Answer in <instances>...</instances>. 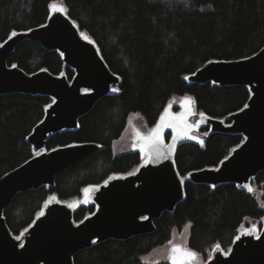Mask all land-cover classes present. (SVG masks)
<instances>
[{
  "label": "trees",
  "instance_id": "obj_1",
  "mask_svg": "<svg viewBox=\"0 0 264 264\" xmlns=\"http://www.w3.org/2000/svg\"><path fill=\"white\" fill-rule=\"evenodd\" d=\"M57 2L95 41L121 84L115 95L103 98L80 119L78 129L49 138L47 151L86 143L103 149L59 174L54 186L19 194L4 213L15 236L34 222L51 197L61 202L80 199L85 188L101 185L113 175H127L142 164L138 149L114 153L131 115L139 114L153 128L174 97L190 96L198 113L230 123L227 118L248 104L249 89L191 84L187 78L210 61L247 59L264 48V0H0V45L13 30L27 32L45 25L50 6ZM8 62L28 74L46 69L60 75L64 68L60 53L30 40L21 42ZM67 75L70 80L75 76L70 68ZM52 102L41 95L0 96V179L34 157L27 139ZM203 132L208 133L204 141L199 138L177 151L186 199L174 212L155 220L157 230L94 245L76 254L75 264H144L145 255L168 244L174 232L188 225L190 250L205 258L217 244L230 249L249 220L264 219V208L251 192L235 184L214 188L188 180L192 172L219 167L244 142L241 135L211 133L209 127ZM252 184L264 189V171ZM94 212V205L80 206L75 222Z\"/></svg>",
  "mask_w": 264,
  "mask_h": 264
},
{
  "label": "water",
  "instance_id": "obj_2",
  "mask_svg": "<svg viewBox=\"0 0 264 264\" xmlns=\"http://www.w3.org/2000/svg\"><path fill=\"white\" fill-rule=\"evenodd\" d=\"M60 8L64 9L60 5L51 7L45 25L18 32L0 47V96L41 95L53 100L51 107L46 108L44 120L27 139L34 157L0 179V264H75V255L94 245L155 232V220L166 212H174L186 199V180L179 174L176 156L180 146L199 139L195 132L200 128L209 127L211 133L241 135L244 142L219 167L192 172L188 180L214 188L235 184L239 190L251 192L252 180L264 171V48L247 59L210 61L187 78L191 84L249 89L247 107L230 115V123L206 114L200 115L196 123L172 118L175 127L162 132L161 155L157 156L155 146L145 139L138 150L142 158H148L137 172L113 175L107 184L86 188L82 204L95 206L92 216L76 223V206L54 196L18 240L4 217L12 201L21 193L54 186L59 174L103 149L98 144L86 143L45 151L47 141L59 132L78 129L80 119L103 98L115 95L117 92L112 89L121 84V78L111 71L95 41L87 35L89 40H84L77 24L65 9L58 11ZM25 40L60 53L63 72L54 75L43 69L28 74L17 65L10 66L9 57ZM68 68L75 74L72 80L68 78ZM185 125L194 127L182 135L179 129ZM237 237L228 255L221 247L215 248L206 264H264V229L261 234L254 230L252 235L243 233ZM177 264H193L192 258L179 257Z\"/></svg>",
  "mask_w": 264,
  "mask_h": 264
},
{
  "label": "rangeland",
  "instance_id": "obj_3",
  "mask_svg": "<svg viewBox=\"0 0 264 264\" xmlns=\"http://www.w3.org/2000/svg\"><path fill=\"white\" fill-rule=\"evenodd\" d=\"M60 4H61L60 2H57V3H54L52 6H59ZM114 88L118 89L116 86H114ZM189 101H190V103H188ZM200 115L201 114L198 113L196 110V105L194 103V100L190 96H184V97H174L170 101L168 108L166 109V111L164 112V114L162 116L165 117V122H171L172 123V121H173L172 118H175V117L179 118L180 117L182 119H188L192 123H196L199 120ZM161 122L162 121L160 119L159 123H161ZM157 125L153 128H150L147 126V124L145 123V120L143 119L142 116H140L139 114L131 115L129 117L128 125H127V128H126L124 134L122 135L121 139L118 140L114 144L115 155H121L124 153L131 152L135 149H138V146L143 142V140L150 137V134L157 127ZM165 128H168V127H165ZM204 128H206V127H204ZM204 128H202V129L200 128L198 131L195 132V134L198 135L199 138H202L203 141L208 136V133L203 132ZM168 137L169 138L171 137V133L167 134V136H166L167 143H169ZM147 158H148L147 156L145 158H143L142 163H144L145 160H147ZM139 167L136 168L131 173L137 172ZM131 173H129V174H131ZM129 174H127V175H129ZM184 180H185V178H184ZM251 188H252L251 193L255 196L257 201L264 208V189H259L256 186H254L252 183H251ZM53 197H51L48 200V202H50ZM84 198H85V194L83 191V196L80 199H76V200L68 201V202H63V203L74 205L78 209L80 206H85L82 204V201L84 200ZM45 206H46V204H45ZM263 229H264V219L263 220H249L246 224L242 225V227L239 230V234L247 233L248 230H253V231L257 230L259 232V234H261ZM253 231H252V234H253ZM189 238H190V225L186 226L183 229V231H181V232H177V231L174 232L172 239L168 244H166L162 247H159V248L153 250L151 253L145 255L142 258L143 263L144 264L171 263L172 262L171 257L173 255V253H172L173 247H178V248H181L185 251H191L189 246H188ZM215 248L211 252H209V254L206 255L205 258L203 256H201L200 254L196 253L195 257L192 258V263L193 264H206L210 259H212V254H213ZM223 251L226 255H228L231 251V248L228 250L223 249ZM191 252H193V251H191ZM176 256H177V258H179L180 253H176Z\"/></svg>",
  "mask_w": 264,
  "mask_h": 264
},
{
  "label": "snow or ice",
  "instance_id": "obj_4",
  "mask_svg": "<svg viewBox=\"0 0 264 264\" xmlns=\"http://www.w3.org/2000/svg\"><path fill=\"white\" fill-rule=\"evenodd\" d=\"M50 7H53V6H50ZM58 11L63 12L64 9H63V8H60V9H58ZM17 35H18V33H17L15 30L11 31V33H10L9 36H8V40H12V39H13L14 37H16ZM80 35H81V37H82L84 40H89V38H88L84 33H81ZM7 42H8V41H5V43H7ZM89 42L91 43L92 41H89ZM0 47H3V45H0ZM13 67H16V66L13 65ZM112 91H113V92H117L118 89L113 88ZM188 103H190V101H189ZM48 107H51V105H49ZM245 107H247V105H246ZM201 115H202V114H201ZM161 121H162V122H161L160 124H158L157 127H156V128L153 130V132L150 134V137L147 138V141H148L149 143H151L153 146H155V150H156V155H157V156H159V155L162 154V152H161V148H162V145H163V139H162V132H163V129H164L165 127H169V128H174V127H175V125H174L173 123H171V122H165V117H163V116L161 117ZM192 127H194V126H193V125H185L184 127H182V128L179 129V133L182 134V135H186L187 132H188V130H189L190 128H192ZM138 135H139V134H138ZM190 138H192V139H196V137H190ZM142 139H143V138H142ZM175 140H176V137L174 136V137H173V143H175ZM201 143H202V141H201ZM141 150H143V148H142ZM168 151H171V148H169ZM109 179H112V178L110 177ZM107 183H108V181L106 180V181H105V184H107ZM84 191L87 193V192H88V189H85ZM249 191H251L250 188H249ZM46 204H47V202H46ZM42 214H43V213H40V215H42ZM145 219H147V218L145 217ZM252 231H253V230H248L247 234L251 235V234H252ZM17 239L19 240L20 237L18 236ZM236 239H239V237H236ZM21 246H23V245H21ZM215 247H216L217 249H219V248H220V245L217 244V245H215ZM172 253H173V255H172L171 258H172L173 264H177V256H176V253H180V259H181V260H183V259H185V258H187V259H191V258H194L195 255H196V253H194V252H191V251H185V250H183V249H181V248H178V247H173V248H172Z\"/></svg>",
  "mask_w": 264,
  "mask_h": 264
},
{
  "label": "bare ground",
  "instance_id": "obj_5",
  "mask_svg": "<svg viewBox=\"0 0 264 264\" xmlns=\"http://www.w3.org/2000/svg\"><path fill=\"white\" fill-rule=\"evenodd\" d=\"M100 102V101H99ZM89 114V113H88Z\"/></svg>",
  "mask_w": 264,
  "mask_h": 264
}]
</instances>
